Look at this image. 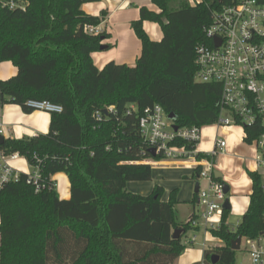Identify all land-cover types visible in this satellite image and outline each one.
<instances>
[{"label":"trees","instance_id":"trees-1","mask_svg":"<svg viewBox=\"0 0 264 264\" xmlns=\"http://www.w3.org/2000/svg\"><path fill=\"white\" fill-rule=\"evenodd\" d=\"M98 1L0 0V63L17 69L14 77L0 80V108L16 105L31 114L29 100L62 107L60 114H50L46 134L0 145L2 156L17 153L32 170L36 156L45 183L36 193L20 173L0 188V264H172L184 252L183 235L198 230L191 227L195 215L177 222L175 192L162 202L159 186L146 197L125 187L150 181L148 161L162 160L150 157L141 136L139 119L146 109L161 106L178 128L217 121L221 87L195 82V48L206 42L203 28L213 14L232 0L194 6L151 0L158 12L141 7L130 24L141 44L135 66L109 62L100 70L91 54L106 36L86 32L100 20L81 10ZM145 21L159 25L160 41L149 39ZM255 138L249 134L245 143ZM57 173L69 180V200L58 198L51 181ZM247 174L248 207L234 231L227 227L229 211H223L219 228L208 231L222 246L205 249L203 264H211L213 255L216 264H235L231 244L238 236L264 238L261 175ZM176 230L182 235L173 240Z\"/></svg>","mask_w":264,"mask_h":264},{"label":"built area","instance_id":"built-area-1","mask_svg":"<svg viewBox=\"0 0 264 264\" xmlns=\"http://www.w3.org/2000/svg\"><path fill=\"white\" fill-rule=\"evenodd\" d=\"M14 7L10 4L11 9ZM85 30L90 35L101 34L98 27H86ZM203 34L206 42L195 48L194 80L221 87L217 106L219 116L212 126L217 129L240 128L244 143L249 134L257 135L248 145L260 150L254 163L261 175L264 196V0H232L213 14L211 23L203 28ZM216 41L219 46H216ZM26 106L47 114L62 112L61 106L48 101L29 100ZM167 117L159 105L143 112L139 129L144 145L147 150L154 149L156 157L173 161L191 159L194 167L199 168L197 202L200 210L191 221V227L206 231L217 229L221 224L226 195L222 183L213 175L214 159L225 152L226 143L216 138L211 151L200 152L198 144L202 128H178L174 131L172 121ZM178 142L183 144L178 145ZM14 160L26 161L17 153L9 156L0 154V188L17 181L20 172L9 164ZM34 160L36 165L26 175L27 183L37 193L45 189V183L37 166L41 161L36 156ZM51 181L56 187L52 178ZM194 241L195 238H186L183 244L188 246ZM242 245L250 264H264L262 236L257 239L242 238Z\"/></svg>","mask_w":264,"mask_h":264},{"label":"crops","instance_id":"crops-1","mask_svg":"<svg viewBox=\"0 0 264 264\" xmlns=\"http://www.w3.org/2000/svg\"><path fill=\"white\" fill-rule=\"evenodd\" d=\"M187 1L191 6L200 2V0ZM141 7L158 12L157 8L151 3V0H100L81 6V10L85 14L99 18L100 23L97 27L100 29L101 34L106 36L101 42V46H106V49L91 54V59L97 69H102L109 62L126 65L128 67L135 66L140 56L141 44L131 29L130 24L139 19V9ZM142 27L150 40H161L162 31L158 24L145 21ZM16 74L17 69L11 62L0 63V80H7ZM49 122L50 114L44 112L34 111L31 114H25L16 105H4L0 108V125L2 129L0 136L3 139L20 140L23 138H31L38 134H46L49 128ZM203 128L201 133L202 138L198 144V150L200 152L207 153L211 151L214 140L219 138L220 135H222L223 138L221 139L226 143L225 152L214 159V171H219L222 174V178L220 179L221 183L229 187L227 194L229 195L228 199L231 205L229 211L242 217L248 207L251 192V180L247 172L259 173V171L256 169L254 160H251L252 164L249 168L245 169L246 172L239 169L238 173L240 171L241 173L237 178H233V174L229 170V163L235 158V155L246 153L252 149H248L250 145L242 141L241 129L238 127L219 129L214 127L213 131H206V129L204 131ZM9 164L20 173L30 174L32 172V169L26 161L14 160L10 161ZM148 164L152 169L151 180L148 182H129L126 184V191L146 197L151 194L154 187L159 186L163 189L162 202H167L170 194L175 192V200L177 202L175 214L178 223H185L191 215L196 216L198 213L195 211L194 206L198 205V202L197 193H194V189L195 184H199V182L195 174L194 165L184 161L169 160L148 161ZM52 180L55 182L58 198L60 200H69L70 185L67 176L64 173H57L52 176ZM195 196L196 200L193 202ZM188 205L189 207L191 205L192 209L188 210V207H185L188 210L186 219L179 220L178 214L181 212L183 206ZM199 230H193L194 234H197ZM203 232L204 237L206 235L211 236L208 231L204 230ZM192 238H195L196 241V236ZM221 246L222 242L220 244L213 242L207 244L205 241L202 244L203 249L198 253L197 257L191 260H184L183 256L185 255L181 254L172 264H201L205 249H214Z\"/></svg>","mask_w":264,"mask_h":264},{"label":"rangeland","instance_id":"rangeland-1","mask_svg":"<svg viewBox=\"0 0 264 264\" xmlns=\"http://www.w3.org/2000/svg\"><path fill=\"white\" fill-rule=\"evenodd\" d=\"M214 127L215 126H207L203 129H204V131H205V129H206V131H213ZM219 138L220 139L223 138L222 135H220ZM249 147L250 148H248V149H252V150H248V152H246V153H240L239 155H235V158L230 161L229 170L233 174V178L234 177L237 178L238 175L241 173V171L238 173L239 169H242L245 171L246 168H249L252 164L251 160H254V158L257 155H259V153H260L259 149H257L254 146H251V145ZM162 160H168V159H162ZM169 161H173V160H169ZM152 162H155V161H152ZM184 162L191 164L192 160L187 159V160H184ZM226 197L228 198L229 195H227ZM185 207H188V210L192 209L191 205H190V207H189V205L183 206V208L181 209V212L178 214L179 220L186 219L188 210ZM194 207H195V211L198 213V211L200 210V207L198 205H195ZM240 221H241L240 215H237V214L233 213L232 211H229L226 223H227V227L230 231H234L236 229V226L239 224ZM199 229L200 230L198 231L197 234H194V231L192 229H190L182 237V241L184 242L185 238L191 239L193 236H196V241L193 245L185 246L184 252L182 253L185 255V256H183L184 260H186V259L191 260L194 257H197L198 253L203 249L202 244L205 243V241L207 244H211L212 242L220 244V242H221L219 239L214 238L213 236H210V235L208 236L205 234L206 236L204 237V232H203L204 230L202 228H199ZM235 264H250V259L246 256L243 245L240 247L239 251H236Z\"/></svg>","mask_w":264,"mask_h":264},{"label":"water","instance_id":"water-1","mask_svg":"<svg viewBox=\"0 0 264 264\" xmlns=\"http://www.w3.org/2000/svg\"><path fill=\"white\" fill-rule=\"evenodd\" d=\"M216 1L218 3L221 2V0H216ZM216 46H219V42H217V41H216ZM104 49H106V46H101L100 47V50H104ZM167 118H168V120L173 121L174 120V115L173 114H170V115H168ZM177 129H178L177 126H173V130L174 131H176ZM3 140H4L3 137L0 136V145L2 144ZM148 154L150 155L151 158H155L156 157L154 149H149L148 150ZM213 175H214L215 179L220 180L222 178V174L219 171H216L215 170L213 172ZM222 185H223L224 195H227L228 194V191H229V187L226 184H224V183H222ZM198 187H199V184L196 183L195 184V189H194V193L195 194L198 192ZM222 208H223L224 211H229L231 209V205L229 203V199L228 198H225L224 203L222 205ZM181 234H182V231L181 230L174 231L173 234H172V239L173 240L179 239L180 236H181ZM241 239L242 238L240 236H238L236 238V240L232 242V244H231V250L232 251H235L236 252V251H239L240 250V247H241ZM217 260H218V257L217 256H215V255L211 256V264H216Z\"/></svg>","mask_w":264,"mask_h":264}]
</instances>
